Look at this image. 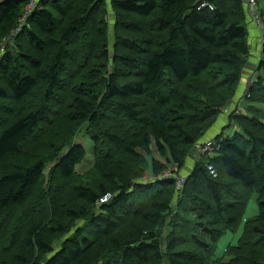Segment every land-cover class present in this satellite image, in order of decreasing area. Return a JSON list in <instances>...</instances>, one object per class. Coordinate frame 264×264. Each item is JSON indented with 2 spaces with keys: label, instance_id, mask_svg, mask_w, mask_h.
I'll return each mask as SVG.
<instances>
[{
  "label": "trees",
  "instance_id": "16d2710c",
  "mask_svg": "<svg viewBox=\"0 0 264 264\" xmlns=\"http://www.w3.org/2000/svg\"><path fill=\"white\" fill-rule=\"evenodd\" d=\"M110 1L37 0L21 24L30 0H0V264H264V57L248 105L228 116L236 131L223 128L181 189L160 166L139 180L151 147L182 172L235 100L250 54L245 0ZM153 27L164 36L147 37ZM84 122L97 185L77 172ZM253 192L259 214L213 259Z\"/></svg>",
  "mask_w": 264,
  "mask_h": 264
},
{
  "label": "rangeland",
  "instance_id": "374dc122",
  "mask_svg": "<svg viewBox=\"0 0 264 264\" xmlns=\"http://www.w3.org/2000/svg\"><path fill=\"white\" fill-rule=\"evenodd\" d=\"M30 2H31V0H30ZM30 2H29V4H30ZM34 2L37 4V0H34ZM263 4H264V0H260L259 6L262 7ZM111 7H112L111 1L107 0V9L111 10ZM105 17H109L111 19L113 17L112 12H109V14L106 15ZM68 20H69V18L65 19L64 24H67ZM20 21L22 24V23H24L25 20H23L21 17ZM113 24H115V21L111 20L109 27H108V32L110 33V48L113 47V44L116 40L114 32H113ZM153 28L156 30V34L152 35V36H147V37L151 38L153 36H158V37H161L160 35L164 36V34H165L164 32H160V30H158L157 27H153ZM58 35H59V33L56 34V36H58ZM139 36H141V34ZM263 41H264V30L261 31L260 37L258 38L256 45H253V49L250 48V51H249L250 54L248 56V61H246L245 65L243 67L242 77L237 84V90H236L235 96L233 97V99L239 97L240 100L235 102V105L233 106L234 109L232 108V112L233 111H236V112L243 111L244 108L248 105V97H246L248 94V91H249L250 87L252 86L254 80L261 73V72L258 73V70L256 69V63H258L259 60H261V58L263 57L262 54L261 55L258 54L259 48L262 47V45H263ZM248 43H249V36H248ZM251 51H253V54H251ZM79 63H83V61H80ZM232 102H233V100H230L227 103V105L231 104ZM260 107L264 110V107L262 105ZM14 108H15V105L12 103L11 104V110L9 112H6V115H5L6 119H8V117H10L11 115L14 114L12 112L14 110ZM230 113H231V109L229 112L222 111L217 122L214 125H212V127L209 130H207V132L201 137V141L205 140L211 136H215L217 134H220L224 127H227L226 132L228 134H233L236 131L237 127L229 125V118L227 117V115L229 116ZM12 117H14V115ZM105 120L106 119H104L103 121H105ZM58 121H59V119H58ZM88 127H89V123L84 122V123L80 124L79 126L75 127V129H73V130H75V133L73 135V139H75L78 144H82L86 150V156L84 157V159L81 163L77 164L76 167L78 170L77 171L78 175L80 177H87L88 179H93L91 183L93 185H97L98 182H100L103 178L101 176H99L98 174L94 173L93 170H91L95 165L96 155H95V152L93 151L94 144H93V142H92V140L88 134ZM51 128H54L53 132H58V126L54 125ZM48 140L49 141H55L54 139H48ZM201 141H200V143H201ZM139 150L141 152V150H143V149H139ZM144 158L146 160V163L142 169L143 176L140 177L139 180L146 179L144 175L148 174L149 172H152V170L154 168H156L157 166L161 167V171H160L161 173L168 171L169 168L171 167V166H169V165H171L170 164L171 162L168 160V158H166V160H165V155L163 153H160V151H158L156 149V147H153V148L151 147L150 152H147V156ZM195 162L196 161H195L194 156L187 157L186 164H185L184 168L182 169V172L185 173L190 168H193L195 165ZM45 174L47 176L49 175V173H47V170H46ZM46 182L47 181L44 180V182L42 184V189H43L44 185L46 184ZM63 184H64V187H63L64 188V196L66 198H68L70 195L69 194L70 193L69 184L65 183V181L63 182ZM257 199H258V194L256 192H253L251 194L250 199L248 200L247 210L244 214L245 220L241 223V225L235 231H227L221 237V239L218 241V243L216 245L215 253L212 256L213 259L222 257L224 255L226 247L229 244H233V245L238 244V241H239L240 236L243 232L244 225H245L246 221L259 214V205H258ZM10 234H11V231H8L6 236L9 237ZM58 248H59V244H57V246L54 248L53 251H51L50 253H48L46 255V258L53 255V253Z\"/></svg>",
  "mask_w": 264,
  "mask_h": 264
},
{
  "label": "built area",
  "instance_id": "2783aa9c",
  "mask_svg": "<svg viewBox=\"0 0 264 264\" xmlns=\"http://www.w3.org/2000/svg\"><path fill=\"white\" fill-rule=\"evenodd\" d=\"M247 8H248V12L250 15V18L252 19V21L261 29L263 22H262V16L260 14V10H259V0H245ZM209 6L211 9L213 8V6L211 4H209L208 1H203L200 5L199 8L205 7V6ZM36 7V3L34 2V0H31L30 4L28 5L25 14L23 15L22 19L24 20L26 18V16L28 15V13L30 11H32L34 8ZM248 96V94H247ZM240 100V98L238 99ZM225 112H229L230 111V107L227 106L225 108H223ZM234 109V108H233ZM232 112V109H231ZM214 148H215V141H209L206 143H202V144H198L196 146V159H202L205 156L208 157H213L214 156ZM207 168L210 172V174L213 177H217L218 176V172L216 170V168L214 167L213 164L209 163L207 165ZM175 175V177L177 178V185L178 188L181 189L183 184L185 183L186 180V176L181 174V171H178V167L176 165H171V167L169 168L168 171L162 172L159 177L160 178H166L169 176ZM146 179L143 180H150L152 178V176L150 175V173L145 175ZM152 179H156L155 177H153ZM112 197L111 193H107L105 194L103 197H101L99 199V204L100 203H105L107 202L110 198Z\"/></svg>",
  "mask_w": 264,
  "mask_h": 264
},
{
  "label": "crops",
  "instance_id": "0c3cea01",
  "mask_svg": "<svg viewBox=\"0 0 264 264\" xmlns=\"http://www.w3.org/2000/svg\"><path fill=\"white\" fill-rule=\"evenodd\" d=\"M259 7H261V6H259ZM247 28H248V36H249V45H250V48H252L253 49V45H256V42H257V40H258V38L260 37V34H261V31H262V28L260 29L253 21H252V19H250V20H247ZM259 53L258 54H262V47H260L259 48V51H258ZM251 54H253V51H251ZM264 57V56H263ZM262 57V58H263ZM258 62V61H257ZM254 65V64H253ZM256 69L258 70V68H257V63H256ZM237 99V100H236ZM238 99H239V97L238 98H235V100H233V102L229 105V107H230V109H232L233 108V106L235 105V102H237L238 101ZM227 117H228V115H227ZM223 128V127H222ZM222 130V129H221ZM218 135V134H217ZM217 135H215V136H211V137H209V138H207V139H205V140H202L201 141V143L200 144H202V143H206V142H209V141H211V140H213ZM194 154H196V150H194V152H193ZM192 168H190L189 170H187L185 173H183V172H181L183 175H185V176H187V174L190 172V170H191ZM244 220H245V218H244ZM227 248V247H226ZM225 251H226V249H225ZM224 254H225V252H224ZM224 256V255H223ZM222 256V257H223Z\"/></svg>",
  "mask_w": 264,
  "mask_h": 264
},
{
  "label": "bare ground",
  "instance_id": "6f19581e",
  "mask_svg": "<svg viewBox=\"0 0 264 264\" xmlns=\"http://www.w3.org/2000/svg\"><path fill=\"white\" fill-rule=\"evenodd\" d=\"M87 4V3H86ZM98 7V6H97ZM103 12V11H102ZM101 13V12H100ZM98 15V14H97ZM96 16V15H95ZM68 18V17H67ZM71 20V19H70ZM73 20V19H72ZM100 21V20H99ZM119 21V20H118ZM149 22V21H148ZM146 23V22H145ZM93 25V24H92ZM67 26V25H66ZM126 26H127V24H126ZM150 30V29H149ZM16 32V31H15ZM81 32H82V30H81ZM123 33V32H122ZM85 34V33H84ZM79 35V34H78ZM81 35H83V34H81ZM138 36V35H137ZM89 37V36H88ZM154 37V36H153ZM83 39V38H82ZM86 39V38H85ZM95 42V41H94ZM72 43V42H71ZM72 45V44H71ZM68 46V45H67ZM70 46V45H69ZM90 47V46H89ZM75 48V47H74ZM73 48V49H74ZM94 48V47H93ZM70 50V49H69ZM94 50V49H93ZM92 50V51H93ZM84 52V51H83ZM104 52V51H103ZM76 56V55H75ZM68 58V57H67ZM77 59V58H76ZM74 60V59H73ZM77 63V62H76ZM213 73V72H212ZM85 75V74H84ZM66 78V77H65ZM69 78V77H68ZM67 79V78H66ZM160 226V225H159ZM160 230V229H159Z\"/></svg>",
  "mask_w": 264,
  "mask_h": 264
},
{
  "label": "clouds",
  "instance_id": "9594fccd",
  "mask_svg": "<svg viewBox=\"0 0 264 264\" xmlns=\"http://www.w3.org/2000/svg\"><path fill=\"white\" fill-rule=\"evenodd\" d=\"M27 7H28V5H27ZM27 7H26V9H27ZM33 10H34V9H33ZM25 12H26V11H25ZM30 12H31V11H30ZM30 12H29V13H30ZM29 13H28V14H29ZM24 14H25V13H24ZM24 14H23V15H24ZM22 17H23V16H22ZM24 20H25V19H24ZM211 141H213V140H211ZM195 149H196V148H195ZM195 149H194V150H195ZM193 152H194V151H193ZM192 156H194V158H195V161H196V154H194V153H193V155H192ZM181 174H182V173H181Z\"/></svg>",
  "mask_w": 264,
  "mask_h": 264
}]
</instances>
